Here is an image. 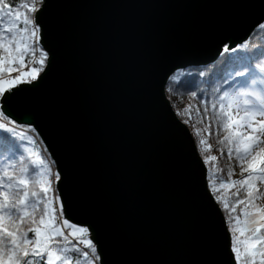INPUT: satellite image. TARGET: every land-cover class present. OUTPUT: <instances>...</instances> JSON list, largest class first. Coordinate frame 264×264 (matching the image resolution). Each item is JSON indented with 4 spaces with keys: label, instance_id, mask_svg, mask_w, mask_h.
I'll return each instance as SVG.
<instances>
[{
    "label": "water",
    "instance_id": "95a60500",
    "mask_svg": "<svg viewBox=\"0 0 264 264\" xmlns=\"http://www.w3.org/2000/svg\"><path fill=\"white\" fill-rule=\"evenodd\" d=\"M44 73L0 107L52 160L100 264H232L223 212L165 94L264 22V0H43Z\"/></svg>",
    "mask_w": 264,
    "mask_h": 264
},
{
    "label": "snow or ice",
    "instance_id": "6c2138e0",
    "mask_svg": "<svg viewBox=\"0 0 264 264\" xmlns=\"http://www.w3.org/2000/svg\"><path fill=\"white\" fill-rule=\"evenodd\" d=\"M42 3L43 0H0V105L44 73L49 54L36 16ZM260 28L264 30V24ZM240 68L229 72L214 89L218 104L212 107H218L215 120L225 133L217 143H227L230 160L235 154L241 178L231 179L232 167L228 168L227 180L218 177L216 172L222 169L212 164L218 157L204 155L203 159L208 166L209 191L228 213L225 225L232 264H264V206L255 202L264 197L257 183H264V63L249 62ZM205 75L199 72L200 77ZM171 80L179 83L177 76ZM190 109L191 106L183 111L188 114ZM18 127L0 107V264H100L89 228L65 217L62 198L52 184V180L61 179L58 171H51L55 162L43 155L46 149L33 152L19 143L17 138L26 137V133H18ZM210 128L208 125L203 131L211 135ZM195 136L198 147L208 153L211 145L201 135V129L195 128ZM26 138L35 143L33 137ZM20 149L35 159L26 161ZM220 151L223 153V149ZM36 186L39 192L34 190ZM229 188L235 189L231 193L235 202L231 204L219 194L221 189ZM241 193H246L243 199Z\"/></svg>",
    "mask_w": 264,
    "mask_h": 264
},
{
    "label": "trees",
    "instance_id": "16d2710c",
    "mask_svg": "<svg viewBox=\"0 0 264 264\" xmlns=\"http://www.w3.org/2000/svg\"><path fill=\"white\" fill-rule=\"evenodd\" d=\"M261 24H264V22H262ZM260 25L254 28L250 36L244 42L237 44L233 48H228L227 45L224 46L221 54L215 61L209 64L191 66L185 69L175 70L168 77L165 85V94L172 104V107L175 110L177 116L183 123L185 120L189 121L188 123L184 124L188 126L203 162L204 155L217 156V161L212 162V164L215 165L217 169H222V171H217L216 175L218 177L223 176L226 180L228 179L227 171L229 167H232L234 169V174L239 173L238 175H233L231 177L232 180L241 178V165L235 159L234 153L232 159H229L227 153L228 145L226 142L225 144L217 143L218 140L223 138L225 133L222 129L218 128V123L215 120V113L218 111V107L216 109H213L212 104H218V101L216 99L217 94L214 93V89L218 85L222 84L223 79L227 77L229 72L233 70H241V65L248 64L249 62L252 65H255L257 63H264V30L260 28ZM232 49H236V51L233 52ZM201 71L206 73L204 77L199 76V72ZM172 76L179 77V83L173 82L171 80ZM193 93H195L196 95L193 96ZM201 101H204L205 103H201ZM189 106H191L190 112L188 114H185L183 110L185 108H188ZM205 108L207 109L206 114ZM17 125H19V127L17 128L18 133L25 132L26 137L31 136L35 140V143H30L26 137H18L17 139L19 143L24 144L25 147L32 150L33 152H36L38 149H45L44 144L42 143L40 137L37 135L36 131H31V129H33L31 126L18 123ZM208 125H211V135L203 131V129ZM193 126H195V128L201 129V135L206 139L207 144L211 145V149L208 153H204L202 147H198V138L195 136V128ZM0 135H3V133H0ZM221 149H223V153H221ZM20 152L24 154L26 161L35 159L34 155L30 157L27 152L23 151V149H20ZM43 155L50 157L47 151L43 152ZM50 159L51 161H53L51 157ZM36 167L38 168V166ZM207 167L208 166H206V168ZM243 167L246 166L243 165ZM51 171L53 173L56 172L54 165L52 166ZM244 175L246 176L248 175V173L245 172ZM49 179H51V177ZM258 182L259 181H257V183ZM52 184L55 186V180H52ZM217 186L219 187L218 182ZM30 187L32 186L30 185ZM261 189L264 190V188ZM34 190L39 192V186H36ZM234 191V188L221 189L219 194L227 198L229 200V203L231 204L235 202L234 198L231 196V193ZM212 195L214 196L213 193ZM245 196L246 193H241L242 199ZM50 197L51 193H49V198ZM39 198L40 197H37V199ZM255 202L263 206L264 197H261L258 201ZM218 205L220 206L225 218L228 213L223 210L222 204L218 203ZM53 207L58 208L59 205L54 204ZM239 207L241 206L238 205L237 208L239 209ZM241 219H243L242 215Z\"/></svg>",
    "mask_w": 264,
    "mask_h": 264
},
{
    "label": "rangeland",
    "instance_id": "374dc122",
    "mask_svg": "<svg viewBox=\"0 0 264 264\" xmlns=\"http://www.w3.org/2000/svg\"><path fill=\"white\" fill-rule=\"evenodd\" d=\"M38 7H39V5H38ZM12 75H15V73H13ZM262 147H264V145H262ZM245 166H247L246 164H244ZM238 167H239V165H238ZM239 170V169H238ZM55 173V172H54ZM239 173H235L234 175H238ZM208 180V179H207ZM55 183H56V181H55ZM258 185H259V187L260 188H264V183H260V182H258ZM263 204H264V202H263ZM58 205V204H57ZM264 206V205H263ZM84 227V226H83Z\"/></svg>",
    "mask_w": 264,
    "mask_h": 264
},
{
    "label": "bare ground",
    "instance_id": "6f19581e",
    "mask_svg": "<svg viewBox=\"0 0 264 264\" xmlns=\"http://www.w3.org/2000/svg\"><path fill=\"white\" fill-rule=\"evenodd\" d=\"M50 156V155H49Z\"/></svg>",
    "mask_w": 264,
    "mask_h": 264
}]
</instances>
